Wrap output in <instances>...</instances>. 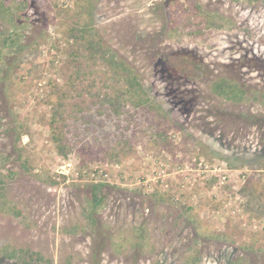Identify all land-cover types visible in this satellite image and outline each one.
Returning <instances> with one entry per match:
<instances>
[{
  "label": "rangeland",
  "instance_id": "rangeland-1",
  "mask_svg": "<svg viewBox=\"0 0 264 264\" xmlns=\"http://www.w3.org/2000/svg\"><path fill=\"white\" fill-rule=\"evenodd\" d=\"M2 2L0 39L17 32L24 47L0 53V264H264V0H193L199 15L181 12L190 0ZM86 24L158 109L123 101L128 113L115 116L104 93L123 82L75 41L72 28ZM221 79L243 99L216 94ZM49 101L65 116L68 157L51 139ZM114 161L132 173L168 163L179 199L101 184L94 207L93 183L57 173ZM205 165L230 175L213 187L197 175ZM235 198L237 214L221 209Z\"/></svg>",
  "mask_w": 264,
  "mask_h": 264
},
{
  "label": "trees",
  "instance_id": "trees-1",
  "mask_svg": "<svg viewBox=\"0 0 264 264\" xmlns=\"http://www.w3.org/2000/svg\"><path fill=\"white\" fill-rule=\"evenodd\" d=\"M190 1H192V4L190 2L189 8H185V7L183 8L181 6L182 4H179V6H181V12L185 14V11L190 9L192 11L191 14H197V15L202 14L203 12L200 6L196 4L195 2H193V0H190ZM0 10L7 13V7L3 4L2 0L0 2ZM87 27L88 25L86 24L82 28H78V29L72 28L75 41H78L80 38L79 40L81 41L80 43L85 48L90 50V54L92 56L91 58H93V56L95 55H98L99 58H101L102 61L105 62L109 66L110 71L108 73L111 75V77L117 79L118 81L123 82L122 83L123 85L120 88L115 89L112 95L109 93H104V97H106L109 103H111V110L115 114V116L120 117V115H122L123 112L128 113L127 109H123L124 108L123 106L124 104L122 105L123 101L124 103L127 102V103L132 104L135 107V109L140 108L141 110H145L147 112L152 111L153 109H158L155 102H153L150 99V96L147 94L146 90L144 89V86L142 85V82L139 79V75L132 68L127 66L123 61L117 60L116 57L109 52V48L103 46L99 39L95 40L92 37H90L91 34L90 35L88 34ZM13 34H15V37L12 36ZM3 36L4 37L0 39V53L2 52V49L4 47H8L9 45L14 46V44H16L17 41L20 47H24V44H22L18 40L17 32H13L12 34L10 33L7 35L4 34ZM94 46L97 47V49H94L93 48ZM1 54H0V59H2ZM77 70L79 69L77 68ZM76 74L79 75L78 71L76 72ZM68 81L71 87L75 86L74 84L76 83V81H74L73 77L72 78L69 77ZM51 86L53 90H56V91L58 90L55 84H51ZM212 89L216 94L225 96L228 99H233L235 101L243 99L242 89L237 84H233L230 81L225 80V79H221L220 81H216L215 83H213ZM55 95H57L56 99H60L59 93H55ZM52 101H49L52 103V107H51L52 109L46 120L47 126L50 130L51 139L54 142L55 146L57 147V151L59 155L63 157H68V154H69L68 144L65 141V134H64V131L62 130V125L66 124L65 116L63 115L62 112H60L57 109L55 102L53 103ZM13 120L16 123V127H15L16 137H15L14 142L17 145L18 141H20L22 134L25 133L26 130H25L24 124L21 122V120H19L18 116L14 117ZM164 122L168 124L167 126L163 127V131L166 132L168 131L169 124L171 123L166 117L164 118V120H160L161 124ZM4 157L5 159L7 158L6 156ZM2 178H3V175H1L0 177V193H1L0 194V207L4 208L3 206H5L7 202L5 200H2L4 196V193L2 191L3 190V187H2L3 181L1 180ZM212 181L215 182V179L213 178ZM91 185H92V190L94 192L93 205L94 207H98V205H100V202H101L100 197L98 196V191L101 187V184H91ZM17 206L19 205L13 206V208H15V210L14 209L13 210L16 214H21L22 211L20 209H19L20 211H18ZM7 207H8L7 208L8 210L12 208L11 205H8ZM90 220L93 221V219L91 218ZM9 248H10L9 245H7V246H3L1 250L6 253L7 251L11 253H15V249L9 250ZM21 251L24 252V250L22 249ZM98 253H99L98 250L95 251L96 255ZM239 264H243V263L239 262Z\"/></svg>",
  "mask_w": 264,
  "mask_h": 264
},
{
  "label": "built area",
  "instance_id": "built-area-1",
  "mask_svg": "<svg viewBox=\"0 0 264 264\" xmlns=\"http://www.w3.org/2000/svg\"><path fill=\"white\" fill-rule=\"evenodd\" d=\"M62 161L66 163V159H63ZM198 164L200 166L203 165V161L201 158ZM59 167L60 168H58L57 173L62 177L64 183H68L80 179L93 184L121 185V186L139 188L147 192L148 191L169 192L172 195V197L176 200L179 199L178 198L179 192H176L175 190L177 186L178 187L183 186V184L178 185V181H176L175 178L174 180H172L173 178L171 177V175L174 172L170 170L171 168L168 163H163V162L157 164V166L155 167L150 168L149 170H147L146 173H142V172L132 173V171L128 169V166H126L125 164L119 161H114L109 164L107 162L105 164H94L89 167L87 166V168H84L82 170L78 169L75 171L71 169L70 163H67V166L65 164V166H59ZM67 168L69 170L68 173H67ZM229 172L230 169H227V171L224 169L221 172V168L217 166L207 167V165L203 166V168L201 169H197L198 176L204 174V177L208 176L209 178L215 179L213 187H216V184L218 182L224 183L225 179L228 178V176L230 175ZM73 173L75 178L71 179L72 177L70 176H72ZM80 176H83V178ZM240 176L243 177L242 179H245L243 174H241ZM242 179H241V183H244L245 180ZM237 199L238 198L233 199L234 201L232 203L231 201L223 202L221 209L223 211L229 209L230 211H226V213L228 212L229 214H237V212H239L236 203Z\"/></svg>",
  "mask_w": 264,
  "mask_h": 264
}]
</instances>
